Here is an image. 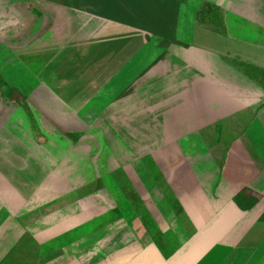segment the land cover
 <instances>
[{
	"label": "crops",
	"instance_id": "0c3cea01",
	"mask_svg": "<svg viewBox=\"0 0 264 264\" xmlns=\"http://www.w3.org/2000/svg\"><path fill=\"white\" fill-rule=\"evenodd\" d=\"M117 1L0 10V264H264V87L196 42L264 67V0Z\"/></svg>",
	"mask_w": 264,
	"mask_h": 264
},
{
	"label": "rangeland",
	"instance_id": "374dc122",
	"mask_svg": "<svg viewBox=\"0 0 264 264\" xmlns=\"http://www.w3.org/2000/svg\"><path fill=\"white\" fill-rule=\"evenodd\" d=\"M45 1H48V0H23V1L22 0H0V10L1 11H7L8 13L10 12V16H11L10 17L11 18L10 20L11 21H14L15 20L14 17H16L17 15H20V12L21 13L23 12V7L24 6L27 7V10H30L29 13H31V15H30L29 18H27V15L28 14L23 13L21 15V18L19 20H16V22H13L12 23V26L9 27L10 30L11 29H15V31H14L15 34H17L21 30V42L25 41V38H22V35H27V34L31 35L32 32H31L30 29L39 31V29L42 27L41 24L44 21L42 22V18L39 17V15H41V16L44 15V17H46L45 16V13H44L45 11H43V10H44V8H48V6H47V4H45ZM61 1L62 2H66L67 1L70 4H75V5L82 6V7H87V8H93V9L99 8L97 6V1H99V0H61ZM88 1H89V3H88ZM116 1L117 0H115V2ZM121 1L122 2H125V3H128V0H119L117 2L120 3ZM25 3H27V4H25ZM121 4H124V3H121ZM118 5H120V4H118ZM127 5H130V4H127ZM54 10H55V8H54ZM46 13H48V12H46ZM32 16H35V21H33V17ZM55 17L57 18L56 15H55ZM218 19H219V16L217 14V15H214V21L212 22L213 24L209 23V25H208V24L200 21V23L202 24L201 25V28L202 29H207L206 30L207 32H203L202 29H200V28L197 29L196 42L199 43V44H202V45L210 46L211 48H214V49L218 50L221 54H223V57L224 56H230L229 59L237 67L240 66L238 64H240L241 62L252 63V62H249L246 59H243L242 57L238 56L237 54H233V53L229 52L226 49L227 46L230 45V40L228 38V34H229L228 27L225 24V22L223 21V24L222 25H220V24L218 25L217 32L213 30L214 27L216 26V22L218 21ZM52 21H54V20H52ZM1 22L2 21H0V23ZM3 23H7V22L6 21H3ZM210 24L212 26H210ZM210 27H211V29H210ZM3 31H4L3 28L0 26V33L2 34ZM5 31H9V30H5ZM47 33H48V31L47 32H44L43 34H46V35H42V36L38 37V39L35 41V44L37 45V47L41 48V51L42 52L43 51H46V50L49 52L48 45L51 44V43H53L55 41V40H52L53 38L50 35H48L49 36L48 37L47 36ZM28 37H30V36H28ZM41 38H42V40H41L42 41L41 42L42 46H39V45H41L40 44V39ZM49 38H50V41L47 44L46 41L49 40ZM64 40H67V38H65ZM44 44H46V45H44ZM33 45H34V42H32L31 44H29L27 48L28 49H31ZM236 45L235 46L237 48H239V45L238 44H236ZM63 46H64V44H63ZM240 46H242V44ZM213 51L216 52L215 50H213ZM25 63H26L25 65L28 66V70L33 69L34 61H32V62H25ZM25 79H28L27 81H31L30 78H28V77L25 78ZM258 125H259L258 123H255L254 126H257L258 127ZM35 126L38 127L37 124ZM258 130H256V131H258ZM249 131L253 132L254 131V128L249 129ZM260 132L263 135L264 134V128H261L260 129ZM259 138H261L260 135H259ZM253 144L255 145V150L256 151H259L261 153V149L258 148L257 143L254 142ZM108 150L109 149H106L105 150V153ZM103 156H104V154H102V156H100V157L103 158ZM109 183H110V181H109ZM109 183H108V186H110Z\"/></svg>",
	"mask_w": 264,
	"mask_h": 264
},
{
	"label": "trees",
	"instance_id": "16d2710c",
	"mask_svg": "<svg viewBox=\"0 0 264 264\" xmlns=\"http://www.w3.org/2000/svg\"><path fill=\"white\" fill-rule=\"evenodd\" d=\"M219 16L218 21L216 22V26L214 27V31L217 32L218 30V25L223 24V17H222V12L221 9L212 3L205 2L202 4V6L199 8L197 12V18L199 21L213 24L212 22L214 21V15ZM210 24V26H212ZM239 67L251 78H253L255 81L259 82L263 87H264V68L257 66L253 63H248V62H241ZM7 93H11V89L7 88L6 91ZM12 94V93H11ZM16 99V98H15ZM14 100V99H13ZM20 101L21 105L25 108H27L25 98L23 95H21V98H17L16 101Z\"/></svg>",
	"mask_w": 264,
	"mask_h": 264
}]
</instances>
